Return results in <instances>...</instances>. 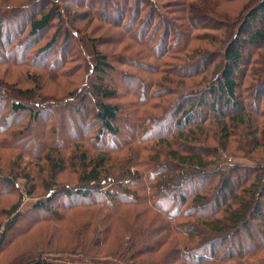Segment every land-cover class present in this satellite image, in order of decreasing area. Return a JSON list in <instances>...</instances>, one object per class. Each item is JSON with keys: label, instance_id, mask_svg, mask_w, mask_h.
Returning a JSON list of instances; mask_svg holds the SVG:
<instances>
[{"label": "rangeland", "instance_id": "374dc122", "mask_svg": "<svg viewBox=\"0 0 264 264\" xmlns=\"http://www.w3.org/2000/svg\"><path fill=\"white\" fill-rule=\"evenodd\" d=\"M192 2L196 6L191 7ZM246 2L0 0V15L5 14L0 25V237L5 236L0 264H33L39 258L60 264H131L107 257L117 243L125 240L128 233L131 235L133 228L129 231L128 227L131 225L148 230L138 234L139 245L133 241L135 251L148 249L139 256V264H188L182 250L191 240L175 227L194 222L201 212L195 211L193 217L179 216L170 224L159 209L150 208L149 200L143 198L147 194L159 198L162 191L166 195L170 192L175 193L173 201L177 204V195L187 192L190 198L181 212L193 205L203 177L181 185V180L178 184L173 176L178 170L162 176L156 166L171 168L168 153L173 146L179 147L176 135L181 129L178 125L181 114H176L175 107L186 106L204 92L208 102L214 98L210 93V87L217 85L214 70L222 65V44L229 39L214 28L215 22L223 18L225 22L236 23ZM54 5L58 6L60 16L48 28L31 35L32 19ZM201 13L207 19L202 22L198 18L196 24L194 20ZM94 49L106 55L113 71L105 75L92 72L97 65ZM245 58H250L251 63L242 65V102L257 123L264 126V100L256 101L253 93L260 73L261 81L264 80V49L250 45L245 49ZM208 63L210 67L206 69ZM101 76L104 85L117 92L115 97L105 99L119 107L117 135L100 136L102 125L95 115L97 99L93 87L100 84ZM17 89L31 94L19 97ZM222 101L215 114L227 109ZM18 103L25 108L14 111L13 105ZM260 107V111H252ZM35 112L40 113L38 118ZM206 112L211 113L209 105L193 115L201 118ZM205 124L212 127L210 119ZM232 134L229 150L222 152L223 160L210 166L211 169L228 172L232 166L264 165V141L260 142V148L248 145L244 127ZM161 139H168L173 146L164 145ZM197 143L190 147L216 145L210 139ZM52 150L66 160V169L55 182L48 164ZM85 152L90 157L109 152V164L114 163L115 175L121 170V163L132 157V172L138 171V178L129 181L125 177L129 182L123 186L104 184L98 193L87 198L62 195L43 210L39 204L52 200L49 197L55 189L82 186L80 174ZM249 175L251 171L247 170L233 172V188L238 182L248 184ZM219 178L201 190L210 199L216 194ZM101 190L111 194L107 197ZM112 195L116 198L111 200ZM134 196L142 200L140 204H124ZM112 201L121 204L117 213L109 208ZM18 202V210L12 212ZM161 204L168 208L167 201L162 200ZM210 209L203 211L205 218ZM90 218H94L91 223ZM260 225L256 221L251 227L255 238L247 241L248 236L242 231L232 237L233 242L230 238L227 245L234 243V251L239 252L246 251L251 244L264 242V235L258 237ZM95 234L100 236L98 246ZM198 256L199 252H194L188 259L196 261ZM206 264H235V261L222 259Z\"/></svg>", "mask_w": 264, "mask_h": 264}, {"label": "trees", "instance_id": "16d2710c", "mask_svg": "<svg viewBox=\"0 0 264 264\" xmlns=\"http://www.w3.org/2000/svg\"><path fill=\"white\" fill-rule=\"evenodd\" d=\"M224 1L229 2L231 0ZM190 6L192 7L196 5L194 2H192L190 3ZM239 11L240 13L238 14L239 17L236 18V23L235 21L225 22L223 18L220 19L221 21L217 20L215 22L217 27L214 28L219 32H224V38L229 39L225 42L222 40V42H224L222 44V65L219 66V69L214 70V74H217L215 80L217 85H215V88L213 86L210 87L211 96L214 98L211 102H208L205 99L204 92L201 93L203 96L197 100L195 99L192 102L187 103L186 106L183 105L182 107H175L176 114H181L182 118L178 119V121L180 120L178 125H181V129L176 135V141H179V147H174L172 145L173 142H170L168 139H161V142L164 143V145H168L169 147H171V145L173 146L171 151L168 153L170 162L172 163L171 168L167 169V167L163 166L162 164H158V166H156L159 168V170L161 169L160 172H162V176L166 172H170V174H172L171 172L178 170L176 174L173 173V176L174 179H176V182L181 180V185L190 184V182L192 183L193 180L203 177L202 184L198 186L200 190L195 192L196 194H194L192 199L193 205L188 211L181 212V208L188 203L190 198L187 192L177 195V204H175L173 201L175 199V193L169 192V195H166L163 194L162 191V194L159 198L152 194H147V196L141 195L144 196L143 200H149L147 201L149 207L159 209L161 212L160 214L169 220L170 224L175 218L179 216L193 217L196 215L195 211L201 212L200 215L195 216L194 222H188L185 226L179 224V226L175 227V229L178 231L179 229L183 230L184 234H186L188 239L192 242L186 245V247L182 250L187 256V260H185V262L188 264H206L210 263L211 261L219 262L222 259L235 261V264H264V242L259 243L258 245L251 244L246 251L239 252L234 251V243L227 245L230 238H234L235 236L242 234V231L245 232L246 236H248L247 241H250V238H255V234L253 233L251 227L256 221H260L261 224L260 229H257L259 230L258 237H263L262 235H264L263 163H258V165L253 167L251 165L250 167L249 165H242V168H234V166H232V169L228 172L222 169L216 171L210 168V166L216 165L223 160L222 152L225 153L229 150L230 140L232 138L233 132L244 127L247 132L246 140L248 139V145H252L253 148H260V142L264 141V126L262 123H257V120L252 117L253 113H250V110L247 108V106L243 104V93L241 91L242 65H248L251 63L250 58H245V49L250 45H254L258 49H264V0H247V2ZM58 12V6L54 5L50 10L42 12L39 18L32 19L30 24V34H37L38 32L48 28V26H50V24L60 16V13ZM4 16L5 14L0 15V25L3 21H5ZM206 16L207 15L204 13H201V15L197 17L194 22L198 24V18H200L199 20H202L203 22V20L207 19ZM140 18L141 17L139 16L136 22ZM150 25L152 27V23H150ZM53 40H56V35ZM94 54L96 56L97 65L93 69V73L96 72L105 75L106 72L114 70L113 65L109 63L106 55L100 53L98 49H94ZM209 65L210 63L207 64L206 69L210 67ZM261 74L262 73L259 74V79L257 80L258 86H253L254 98L256 101L258 100V102H263L264 100V80L261 81ZM98 82L102 85H95L93 89L97 99L95 102V115L102 125L99 130L101 134L100 136H103L105 133L117 135L120 132L119 126L116 125L120 115L119 107L105 100L115 97L117 92L114 89H109L104 85V77H99ZM17 91V95L19 97L31 94L30 92H25L18 89ZM239 91L241 93H239ZM221 100H223L222 104L224 108L227 109L221 113L215 114V111L217 110ZM229 104H232L231 109H228ZM205 105L210 106L211 113H203L201 118L194 117L193 114H195L199 108L202 106L204 107ZM13 108L14 111L23 110L25 105L18 103L14 104ZM260 109L261 107L259 110L257 108L255 110L252 108V111L258 112ZM39 114L40 113L35 112V118H38ZM204 114L207 115V118ZM209 119L212 127H208L205 124V121ZM183 139L184 143H180V140ZM208 139L216 142V145H211L212 148L198 147L197 149H194L190 147L192 144H198L197 142L200 141L205 143L208 141ZM140 140L144 141L145 139L143 138ZM108 153H102L96 157H90L86 152L83 153V160L81 163L82 171L80 174L82 186L77 188H62L61 190L55 189L52 191L49 197V199L51 198L52 200H48L47 204H45V202H41L39 204L42 209L47 210V205L52 203L54 200H57L62 195L67 197L77 195L87 198L86 196L89 197L95 193H98L104 184L123 186L130 180L132 181L136 179V177L138 178V171H135V173L132 172V157L131 159L126 160L125 163H121V170L119 171L118 175H115V165L114 163L109 164L111 158L109 157ZM55 155L58 156L57 160L51 159L50 156ZM48 162L50 171L52 173L53 182H55L58 174L66 169V160L62 154H59L58 151L52 150L50 155H48ZM241 170H247L248 172L251 171V175H249V178L247 177V179L250 181L248 184L246 183V185H242L238 182V184H236L237 186L233 188L231 178L232 173L235 171L239 172ZM215 171L216 173L214 175L211 174V172ZM205 176H207L206 179H204ZM219 176V182L218 185H216V194L213 198L211 197L212 199H210V197L205 195L206 193H202L201 190L208 186L209 183L216 181ZM125 177H127L129 181H125ZM164 180L167 182L166 179ZM238 187H241L240 191H238ZM102 193H104L107 197H109V194H111V192L108 190L105 192L102 191ZM136 196L132 197V199H126L124 204H140V201L142 200L135 198ZM114 198H116V196L112 195L111 200ZM126 198L129 197L126 196ZM162 200L168 202L167 209L162 206ZM19 205L20 202L15 204L12 208V212H16L19 208ZM120 207L121 204L118 203V201L115 203L113 202L112 206H109L113 213H117L120 210ZM209 207L211 208V212L209 216L205 218L206 214L203 213V211ZM128 212L129 211L127 210V213ZM89 221L91 223V221H94V218H90ZM128 227L129 231L133 228L130 231L131 235L129 236L128 233V236L125 238V240L117 243V245H115L114 248H112L110 252L107 253V257L120 258V260L123 262L139 264L137 261L139 256L144 252H148V249L141 251L138 250L139 252L137 250L135 251L136 245L135 243L133 244V241H137V244L139 245L141 237L138 234L146 231L148 232V230L141 226L135 227L131 225ZM175 232L176 234H180L177 231ZM230 234L231 237H229ZM233 238L230 239V241L233 242ZM4 242L5 236L3 235L0 237V248L3 247ZM100 244V236L95 234V245L98 246ZM190 245L192 246L190 247ZM194 252H199V258H197L196 261L189 260L188 257L190 255H194ZM219 252L221 253L219 254ZM33 264L60 263L52 262L45 258H39L38 260L34 261ZM140 264L161 263L141 262Z\"/></svg>", "mask_w": 264, "mask_h": 264}]
</instances>
